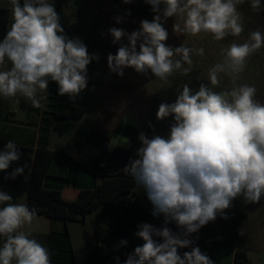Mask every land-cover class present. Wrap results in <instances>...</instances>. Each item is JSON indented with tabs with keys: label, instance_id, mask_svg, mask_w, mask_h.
<instances>
[{
	"label": "clouds",
	"instance_id": "9594fccd",
	"mask_svg": "<svg viewBox=\"0 0 264 264\" xmlns=\"http://www.w3.org/2000/svg\"><path fill=\"white\" fill-rule=\"evenodd\" d=\"M12 23L0 40V96L11 99L18 94L34 108H43L49 81L58 85V94L74 99L87 88V66L99 60L89 55L78 38L64 35L60 17L50 0H9ZM131 3L132 0H123ZM156 13L153 20H142L139 31L126 33L110 28L116 44L127 36L128 45L108 54V68L123 76L124 68L138 73L149 70L156 78L167 81L174 72L188 75L192 71L193 53L202 56L203 48L166 45L168 31L163 22L179 17L173 31L196 36L208 33L217 41L244 31L243 14L238 5L245 0H145ZM164 5L163 9L160 5ZM253 11H260L261 0H250ZM130 15V12L128 13ZM163 18V20H162ZM117 23L121 21L116 18ZM139 43V51L137 44ZM264 47V32L252 31L244 43L232 42L223 50V62L208 72L211 86L201 84L193 91L184 84L174 103H161L158 120L173 116L167 138L139 135L141 146L136 159L123 170L134 177L154 206L153 216L163 214L165 223L175 222L181 235L169 228L156 229L149 223L138 225L137 236L143 239L128 254L124 264H214L198 246L188 248L193 241L187 237L198 232L217 215L227 219L225 210L232 201L243 197L245 203H259L264 197V103L258 101L257 89L248 84L216 91L221 86L219 74L236 78L245 69L248 58ZM187 65V67H185ZM151 126V125H150ZM17 144L9 140L0 151V171L20 159ZM27 167V166H25ZM18 167L11 178L24 173ZM0 264H52L47 247L22 229L30 225L36 212L26 203H14L12 197L0 191ZM243 236L242 231L239 232ZM154 236L161 237L157 242ZM127 241H121L126 245ZM119 264V257L116 258Z\"/></svg>",
	"mask_w": 264,
	"mask_h": 264
},
{
	"label": "rangeland",
	"instance_id": "374dc122",
	"mask_svg": "<svg viewBox=\"0 0 264 264\" xmlns=\"http://www.w3.org/2000/svg\"><path fill=\"white\" fill-rule=\"evenodd\" d=\"M143 3L144 0H132L127 4L123 0H65L64 7L57 12L63 20L61 22L63 34L70 39L78 38L86 45L89 55L99 56V60H92L87 66L90 83L89 88L84 90L89 94L86 115L75 124L67 125L62 122L60 124L62 130L89 133L101 113L109 111L126 115L125 118L129 124L135 123L149 132L148 138L155 135L167 138L170 134V126L175 121L173 116L158 120L156 113L159 105L174 103L184 84H188L193 91H197L201 84L211 86L208 81V72L216 63L223 62V50L232 42L244 43L245 36L248 34V24L256 22L250 13L246 14V11L242 10V4L238 5V11L243 14L244 35L238 36L239 38L233 37L230 43H226L231 35L217 41L208 33H200L196 36L175 33L173 25L179 22V17H170L163 22V27L169 34L166 45L175 48L184 44L189 48L204 49L202 56L193 53L192 71L185 76L179 71L174 72L167 81H163L156 78L150 70L146 73H138L128 67L123 69V76H119L109 70L107 56L110 53L115 55L121 44L128 45V39L125 36L121 41L113 44L109 29L113 27L123 29L128 34L139 31L141 21L145 19L136 16V8ZM244 5H250V0H245L242 6ZM163 7V4L160 5L161 9ZM260 10L264 16V0H261ZM155 15L156 13L151 9V14H147V20L151 22ZM117 17L121 18L119 23H117ZM71 19V25H69L67 22ZM67 28L70 29L68 32ZM139 43L138 41L137 51H139ZM263 62L262 58L253 53L235 83L231 77L220 73L221 86L214 90H228L234 86L248 84L257 89L255 98L264 103V74L262 78L260 77V72L264 68ZM48 111L49 106L45 110V124L48 122ZM91 153V148H88L84 153V159ZM225 214L227 219L217 215L215 221L203 226L190 236V239L227 240L237 233L244 243L255 249L256 252L249 254L253 263L264 264V197L259 203H245L242 196L237 197L232 201V206L225 210ZM240 231L244 233L243 236L239 235ZM77 252L78 264H85L82 251Z\"/></svg>",
	"mask_w": 264,
	"mask_h": 264
},
{
	"label": "crops",
	"instance_id": "0c3cea01",
	"mask_svg": "<svg viewBox=\"0 0 264 264\" xmlns=\"http://www.w3.org/2000/svg\"><path fill=\"white\" fill-rule=\"evenodd\" d=\"M21 2L22 0H20ZM54 2L55 0H50V3L53 5ZM64 4L65 2L63 3V7ZM1 7L7 8L10 11L7 26L8 31L12 23V9L9 0H0ZM61 9L55 10L58 12ZM62 21V17H60V24ZM70 21L72 19L68 20L67 23L69 25H71ZM69 30L68 28L66 29L67 32ZM10 67L11 63L6 61L3 69ZM88 74L89 70H87V80ZM89 83L88 81L86 90L89 88ZM40 95H46L48 100L42 102L45 104V107L39 109L34 108L29 100L21 97L19 94L11 99L0 96V151H3L6 143L11 140L17 144V150L21 154L20 159L12 162L5 171H14L18 167H24L25 169L23 174L18 175V186L16 188L1 180L4 171H0V191L9 194L14 203L27 204L30 179L37 149L44 147L56 153L50 166V177L45 180V187L52 190H61L64 199L71 201L76 199L78 189L93 190L97 183L89 171L92 170L93 159L102 149L103 138L93 134L94 131L108 138L106 148L108 152H111L115 146L128 147L130 145V138L128 136L112 132L108 117V115H112L117 119H121L122 122L129 124L126 121V115H119L109 111L101 113L95 126L89 133L61 129L60 124L62 122L67 123V125L75 124V122L84 118L87 112L86 103L89 100L88 92H84L83 90L74 99H70L68 95H59L57 83L49 81L47 92H38V96ZM47 106H49V117L47 124H45V110ZM72 107H83L85 109L84 115L78 119H59L55 117L54 112H57L59 115H68ZM129 125L139 128L135 123ZM88 148H91L92 153L85 160L84 153ZM75 163H79L75 172L78 189L74 185L59 179V177H66L75 167ZM145 193L143 188L140 187L137 195L130 197L131 203L127 205L126 211L120 210L121 215L125 212L124 214H126L127 218L132 219L138 224L149 223L156 229L167 227L174 233L172 226L157 223L160 214L157 216L152 215L154 206L148 198L142 196ZM173 223L175 224V222ZM115 224L114 215L107 212L105 208L99 207L87 213L84 219L71 222L53 220L45 216L36 215L32 223L25 225L22 230L31 232L32 237L47 248L48 235L51 231L63 232L67 230L70 234L75 264H78V250L79 252L82 251L85 264H117V257H119V264H124L128 254L133 253L136 246H142L144 241L136 233L129 234L126 245L96 239L94 234L96 226H115ZM193 234L187 238L190 239V236ZM153 239L157 242H163L161 237L154 236ZM190 240L201 242V252L207 254L214 264H234L237 243L232 242L229 248L212 246L209 244L211 240ZM3 242L4 238L0 237V246H2ZM186 249L179 248L178 253L183 256ZM251 252L256 251L249 246V250L247 251L249 258Z\"/></svg>",
	"mask_w": 264,
	"mask_h": 264
},
{
	"label": "trees",
	"instance_id": "16d2710c",
	"mask_svg": "<svg viewBox=\"0 0 264 264\" xmlns=\"http://www.w3.org/2000/svg\"><path fill=\"white\" fill-rule=\"evenodd\" d=\"M64 2L65 0H55V9H61ZM21 4H23V0ZM242 5V10H245L246 14L250 13L256 20L254 24H248V34L245 36V40H247L252 31L260 30L264 32V16L261 10L253 11L250 5ZM151 9L152 6L144 0V3L136 8V16L147 20V14H151ZM9 17V9L1 7L0 40H2L7 33ZM243 35L244 32L241 33V36ZM231 38H233V36L227 39L226 43H230L233 40ZM254 55L262 58L264 61V47L254 52ZM263 74L264 68L260 72L261 78ZM84 113L85 109L83 107H72L68 115H59L57 112H54L55 117L59 119H78L81 118ZM108 117L112 132L128 136L130 138V145L128 147L115 146L111 152H108L106 151L108 138L105 137V135L95 133V131L93 132V134L103 138L102 149L93 159L92 170L89 171L96 179L97 183L95 188L93 190H81L77 188L75 172L79 163H75V167L66 177H59V179L74 185L78 189L76 199L67 201L64 199L61 190L46 188L45 180L50 177L49 170L56 153L41 147L36 151L28 190L27 206L30 210H34L39 216L65 222L84 219L87 213L99 207H103L107 212L114 215L116 224L115 226H96L94 229L95 237L97 240L121 244V241L128 240L130 233H137L139 230L138 225H140L132 219L127 218L126 214H124L125 212L123 215H121L120 212V210L126 211L127 205L131 203L130 197L132 195H137L138 189L140 188V186L136 184L134 177L126 173L123 169L129 165L132 160L138 158L137 150L141 146L139 135L143 133L149 137V132L142 127H132L112 115H108ZM101 160L107 162L105 168H98V163ZM12 172L13 171H4L1 180L16 188L18 186V176L14 179L11 178ZM142 196L148 198L146 193ZM157 223L172 226L174 233L184 238L182 234L183 230L179 229L173 222L165 223L163 214L159 215ZM232 242L237 243L234 264H253L247 255L249 246L244 243L237 233L233 238H228L227 240H211L209 244L212 246L230 248ZM196 246L201 248L202 243L193 242V245L188 247L185 252L191 251V247ZM48 249L51 253L52 264H75L70 234L67 230L63 232L51 231L48 235Z\"/></svg>",
	"mask_w": 264,
	"mask_h": 264
},
{
	"label": "built area",
	"instance_id": "2783aa9c",
	"mask_svg": "<svg viewBox=\"0 0 264 264\" xmlns=\"http://www.w3.org/2000/svg\"><path fill=\"white\" fill-rule=\"evenodd\" d=\"M107 166V162L105 160H101L98 163V168H105Z\"/></svg>",
	"mask_w": 264,
	"mask_h": 264
}]
</instances>
